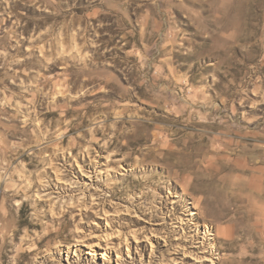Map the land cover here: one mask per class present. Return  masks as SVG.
<instances>
[{
	"label": "rangeland",
	"instance_id": "374dc122",
	"mask_svg": "<svg viewBox=\"0 0 264 264\" xmlns=\"http://www.w3.org/2000/svg\"><path fill=\"white\" fill-rule=\"evenodd\" d=\"M262 191L264 0H0V264H264Z\"/></svg>",
	"mask_w": 264,
	"mask_h": 264
},
{
	"label": "bare ground",
	"instance_id": "6f19581e",
	"mask_svg": "<svg viewBox=\"0 0 264 264\" xmlns=\"http://www.w3.org/2000/svg\"><path fill=\"white\" fill-rule=\"evenodd\" d=\"M94 177H97V169H93L92 167H88V169L85 170L84 173L79 174L78 176L75 177L74 180H70V182H68L67 184H65V183L59 184L58 182L57 183H47V184H45L44 188H42L41 191L39 192L38 198L52 197L53 200L51 202L52 203L51 204V210L53 211V208H54L53 206H55V204L59 205V204L65 203L66 202V197L69 196V195L73 196L74 193H75V195H77V192H79V193H82L83 195L88 193L87 194V197H88L89 196V190L94 189V187H95L94 186V184H95V178ZM262 192H264V191H262ZM106 194H107V192H105L103 189H101L98 196H100L101 199H105ZM53 195H55V196H53ZM174 202H176V201H174ZM186 211L187 212H185L186 213L185 215H187V217H188L187 220L188 221L194 220V215L197 212L196 211L190 212L189 211V207L186 209ZM68 213H69V211H64V215H67ZM36 214L38 215V213H36ZM183 220H185V219L183 218ZM206 228H207L206 232H209V234H213L211 232V229H208L209 228L208 225H206ZM194 231H196V233L195 234L191 233L190 237L193 238L195 243H198L199 246H195V247L204 249L203 257H204L205 260H209V259H211V257L214 258V253H215V245H214V243L215 242L210 241L209 243H207L206 240L208 239V237L201 236L200 231H197V228L194 229ZM209 239H213V237H210ZM184 252H185V255L189 254L187 249H185ZM87 254L88 253L82 252L79 247H75L74 248V247H68L67 246L66 250L63 251V255H66L65 260L68 261V264H81V261L89 260L90 258L88 257ZM105 254H106V252H104V255ZM62 258H64V257H62ZM91 258L93 260L95 258V256H93ZM89 261H91V259ZM37 264H43V263L39 262Z\"/></svg>",
	"mask_w": 264,
	"mask_h": 264
}]
</instances>
